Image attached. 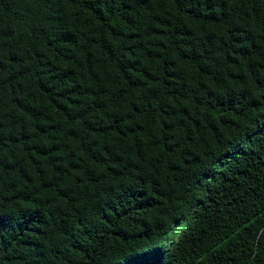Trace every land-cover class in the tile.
Wrapping results in <instances>:
<instances>
[{"label": "trees", "instance_id": "trees-1", "mask_svg": "<svg viewBox=\"0 0 264 264\" xmlns=\"http://www.w3.org/2000/svg\"><path fill=\"white\" fill-rule=\"evenodd\" d=\"M0 264H264V0H0Z\"/></svg>", "mask_w": 264, "mask_h": 264}, {"label": "rangeland", "instance_id": "rangeland-1", "mask_svg": "<svg viewBox=\"0 0 264 264\" xmlns=\"http://www.w3.org/2000/svg\"><path fill=\"white\" fill-rule=\"evenodd\" d=\"M182 223V221L176 222L168 231L166 237L163 239L161 245H167L168 243L172 242L178 233V227L180 226V224Z\"/></svg>", "mask_w": 264, "mask_h": 264}]
</instances>
